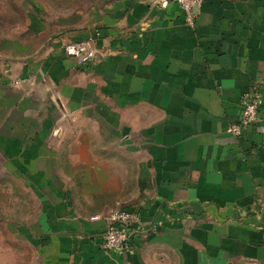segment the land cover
<instances>
[{
  "label": "crops",
  "instance_id": "0c3cea01",
  "mask_svg": "<svg viewBox=\"0 0 264 264\" xmlns=\"http://www.w3.org/2000/svg\"><path fill=\"white\" fill-rule=\"evenodd\" d=\"M45 31L0 35V264H264V113L228 132L246 91L264 107V0H205L195 26L125 0ZM115 209L141 216L134 254L102 248Z\"/></svg>",
  "mask_w": 264,
  "mask_h": 264
},
{
  "label": "built area",
  "instance_id": "2783aa9c",
  "mask_svg": "<svg viewBox=\"0 0 264 264\" xmlns=\"http://www.w3.org/2000/svg\"><path fill=\"white\" fill-rule=\"evenodd\" d=\"M162 7L175 3L184 12L185 22L195 26L198 18V10L205 0H156ZM68 56L74 57L80 66H89L97 57V50L90 43H69L65 46ZM242 116L240 121L232 123L228 132L241 138L246 128L258 124L261 114L264 113L262 92L259 88L246 91L241 101ZM98 217L93 220H98ZM107 228L103 235L102 248L105 252L115 255L134 254L136 247L132 243V237L141 226V216L137 212L124 209H115L106 218Z\"/></svg>",
  "mask_w": 264,
  "mask_h": 264
},
{
  "label": "rangeland",
  "instance_id": "374dc122",
  "mask_svg": "<svg viewBox=\"0 0 264 264\" xmlns=\"http://www.w3.org/2000/svg\"><path fill=\"white\" fill-rule=\"evenodd\" d=\"M125 0H0V35L10 42L27 43L40 26L46 31L41 40L66 30L77 23L79 16L87 15L94 7ZM133 1V0H128ZM26 252V247L21 244Z\"/></svg>",
  "mask_w": 264,
  "mask_h": 264
}]
</instances>
